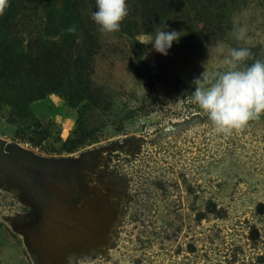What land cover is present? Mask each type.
Segmentation results:
<instances>
[{
    "label": "rangeland",
    "instance_id": "obj_1",
    "mask_svg": "<svg viewBox=\"0 0 264 264\" xmlns=\"http://www.w3.org/2000/svg\"><path fill=\"white\" fill-rule=\"evenodd\" d=\"M126 3L108 35L96 0L0 16V264H264V116L225 136L192 102L229 49L264 61V0Z\"/></svg>",
    "mask_w": 264,
    "mask_h": 264
},
{
    "label": "clouds",
    "instance_id": "obj_2",
    "mask_svg": "<svg viewBox=\"0 0 264 264\" xmlns=\"http://www.w3.org/2000/svg\"><path fill=\"white\" fill-rule=\"evenodd\" d=\"M96 5L98 11L92 14V19L101 34L119 32L128 16L126 0H96ZM8 6L9 0H0V16ZM69 31L75 32V27ZM232 35L237 41L251 44L246 27L234 28ZM179 38V32L160 31L152 45L157 52L167 55ZM212 50L217 55L225 51L223 44L215 45ZM249 59H254L249 47L229 49L222 60L226 70L212 74L204 71L193 81L192 102L207 115L217 134L230 136L242 132L264 116V61L256 59L250 66L245 65Z\"/></svg>",
    "mask_w": 264,
    "mask_h": 264
},
{
    "label": "trees",
    "instance_id": "obj_3",
    "mask_svg": "<svg viewBox=\"0 0 264 264\" xmlns=\"http://www.w3.org/2000/svg\"><path fill=\"white\" fill-rule=\"evenodd\" d=\"M156 10H154L153 12H155Z\"/></svg>",
    "mask_w": 264,
    "mask_h": 264
}]
</instances>
